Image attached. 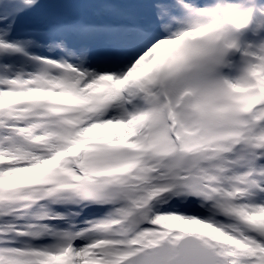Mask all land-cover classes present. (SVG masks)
<instances>
[{
  "label": "snow or ice",
  "instance_id": "obj_1",
  "mask_svg": "<svg viewBox=\"0 0 264 264\" xmlns=\"http://www.w3.org/2000/svg\"><path fill=\"white\" fill-rule=\"evenodd\" d=\"M0 264H264V0H0Z\"/></svg>",
  "mask_w": 264,
  "mask_h": 264
},
{
  "label": "rangeland",
  "instance_id": "obj_2",
  "mask_svg": "<svg viewBox=\"0 0 264 264\" xmlns=\"http://www.w3.org/2000/svg\"><path fill=\"white\" fill-rule=\"evenodd\" d=\"M101 131H102V133H108V132L112 131V129L105 128V129H102Z\"/></svg>",
  "mask_w": 264,
  "mask_h": 264
}]
</instances>
